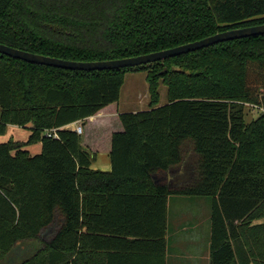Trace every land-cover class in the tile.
Masks as SVG:
<instances>
[{
  "label": "trees",
  "instance_id": "obj_1",
  "mask_svg": "<svg viewBox=\"0 0 264 264\" xmlns=\"http://www.w3.org/2000/svg\"><path fill=\"white\" fill-rule=\"evenodd\" d=\"M262 24L264 0H0V44L73 62ZM127 72L146 73L148 108L117 114ZM244 104L258 111L250 124ZM27 125L25 142L0 143V264H165L169 196L211 199L209 264H239L237 241L264 264V222L253 244L239 231L264 219V35L101 72L0 55V136ZM36 143L38 155L23 150ZM104 151L110 171L90 169ZM163 174L170 184L152 182Z\"/></svg>",
  "mask_w": 264,
  "mask_h": 264
},
{
  "label": "rangeland",
  "instance_id": "obj_2",
  "mask_svg": "<svg viewBox=\"0 0 264 264\" xmlns=\"http://www.w3.org/2000/svg\"><path fill=\"white\" fill-rule=\"evenodd\" d=\"M145 74L143 72H127L124 76V83L120 91L119 101L117 102V108L119 112H139L144 111L148 108L149 103V95H148V87L145 81ZM159 93H160V100L159 106L166 103V87L164 84L159 85ZM258 116V111L255 107L251 106L250 104L243 105V117L245 124H250L254 119ZM17 133V134H15ZM15 134V135H14ZM22 135V136H21ZM28 135V131L25 129H17L16 131L10 127L7 130V133L4 136L0 137V141L6 142L8 141L10 136H13L15 140H21L26 138ZM12 137L10 139L14 140ZM30 151V149H28ZM173 178L171 177L170 180H167V183H171ZM174 185V184H171ZM178 198V203L174 201H170L168 203V216L170 224L169 226L173 228L175 231V236L179 234H183L180 230L184 223V215L185 217L187 214L192 215L190 217L192 225L198 224L200 230L193 228L192 232L189 231L191 234H196L198 239L202 238V230L207 225H210V209H211V199L210 198H193V197H185V196H175ZM264 222V219L254 221L253 223L247 225V227L242 226L239 228L241 230V235L245 234L247 237L253 234L254 226H258V224ZM243 225V224H242ZM240 233V232H239ZM195 235V239L196 238ZM251 243H254V240H251L252 237H249ZM194 242V238H193ZM244 244V243H243ZM241 241L236 242V260L239 264H249L250 260L248 259L247 255L244 254V245ZM175 246V245H174ZM174 246L172 248H174ZM25 247V246H24ZM24 247H19L18 253L22 255V258H25L29 253H27V249ZM203 248V247H201ZM16 249V251H17ZM29 249V247H28ZM188 250V249H187ZM195 250V246L193 243V251ZM246 252V251H245ZM27 253V254H26ZM14 255V254H13ZM12 255V257H13ZM195 256V255H194ZM19 257L14 256V260L12 261L13 264H17L19 262ZM210 261V258H209ZM252 262V261H251Z\"/></svg>",
  "mask_w": 264,
  "mask_h": 264
},
{
  "label": "water",
  "instance_id": "obj_3",
  "mask_svg": "<svg viewBox=\"0 0 264 264\" xmlns=\"http://www.w3.org/2000/svg\"><path fill=\"white\" fill-rule=\"evenodd\" d=\"M264 35V24L235 28L227 31L217 33L213 36L201 39L199 41L191 42L188 44L180 45L175 48L162 50L155 53H150L133 58H125L111 61H97V62H73L65 61L47 56L32 54L17 50L3 44H0V55L7 56L9 58L20 60L28 64L52 67L62 70L70 71H82V72H101L117 69H130L141 66L160 62L169 58L177 57L183 54L192 53L210 46L217 45L219 43L233 41L238 39H244L255 36ZM153 180V179H152Z\"/></svg>",
  "mask_w": 264,
  "mask_h": 264
},
{
  "label": "crops",
  "instance_id": "obj_4",
  "mask_svg": "<svg viewBox=\"0 0 264 264\" xmlns=\"http://www.w3.org/2000/svg\"><path fill=\"white\" fill-rule=\"evenodd\" d=\"M120 113L121 112H119L117 108V114H120ZM76 124L78 123L70 124L66 126L65 128L73 129V127ZM10 127L12 128V130L14 129L15 131L17 129H25L28 131V135L26 136V138H23L21 140H15L13 136H10L9 139L12 137L15 141L25 142L31 135L30 125H27L25 127L8 126L7 130ZM7 130H6V133H7ZM44 133L45 131L43 132V136H44ZM6 142L0 141V143H6ZM105 147H108V144L105 145ZM28 149H30V151H28ZM23 150L28 152L30 156L38 155L41 151V143H36L33 145L26 146L24 147ZM91 158L93 159L91 161L90 169L94 171H101V172L110 171L111 166H110V159H109L108 151L92 153ZM170 178L171 177L169 175L163 174L162 176L156 177L155 179H153L152 182L164 184L167 182V180H170ZM170 201H174L178 203V198L175 196H169L167 199V221H166L167 222L166 224L167 234L165 236L166 238L165 264H209L210 263L209 261V258H210V248H209L210 225L209 226L207 225V227L203 228L201 232L203 236L202 238L198 239V236L195 234L197 238L195 239V235L193 237V234H191L189 231L192 232L193 228L200 230L199 229L200 226L198 224L192 225L193 222H191V219H190L192 215L187 214L186 217L185 215L183 217L185 220V223L183 227L180 229L183 232V234H179L175 236L174 234L175 231H173L174 229L169 226L170 221H169V216H168L169 215L168 214V203ZM122 205L123 204H119V202H115V201L112 202V204H110V206L114 208L115 210H118L119 206H122ZM193 238H194V242H193ZM193 243L195 246L194 251H193ZM173 246L174 248H172Z\"/></svg>",
  "mask_w": 264,
  "mask_h": 264
},
{
  "label": "built area",
  "instance_id": "obj_5",
  "mask_svg": "<svg viewBox=\"0 0 264 264\" xmlns=\"http://www.w3.org/2000/svg\"><path fill=\"white\" fill-rule=\"evenodd\" d=\"M72 130H74L75 133L78 135L82 133V129L79 124H76ZM44 136L47 138L57 139L58 138L57 130L56 129L46 130Z\"/></svg>",
  "mask_w": 264,
  "mask_h": 264
}]
</instances>
